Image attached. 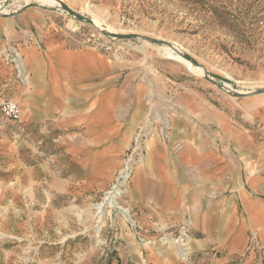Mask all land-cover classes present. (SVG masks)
Listing matches in <instances>:
<instances>
[{"label": "crops", "instance_id": "0c3cea01", "mask_svg": "<svg viewBox=\"0 0 264 264\" xmlns=\"http://www.w3.org/2000/svg\"><path fill=\"white\" fill-rule=\"evenodd\" d=\"M20 34L15 39L29 79L19 104L25 121L4 122L0 139L15 154L13 139L26 130V137L40 139L51 193L94 198L121 165L144 118L139 101L157 84L137 80L131 90L118 63L59 27L48 25L43 36ZM186 86L175 95L170 139L148 140L125 202L145 227L175 232L190 224L184 264H264V104L245 102L237 111V101L215 90ZM118 223L123 264H183L164 243L140 246Z\"/></svg>", "mask_w": 264, "mask_h": 264}, {"label": "rangeland", "instance_id": "374dc122", "mask_svg": "<svg viewBox=\"0 0 264 264\" xmlns=\"http://www.w3.org/2000/svg\"><path fill=\"white\" fill-rule=\"evenodd\" d=\"M64 1L118 33L171 43L204 65L213 79L231 87L221 88L208 81L202 68L167 43L111 37L96 24L63 10L56 0H0V5L6 4L0 22H8L10 29L0 27V125L10 122L22 126L25 121L22 106L18 120L2 110L5 100L21 104L29 81L15 39L21 31L43 36L48 25L59 27L74 41L96 47L118 63L130 76L131 90L137 80H153L158 89L149 92L145 100L140 99L145 113L131 146L115 175L108 178V186L94 198L74 192L63 196L51 193L53 178L43 175L40 139L26 137V130L19 129L17 141L13 139L15 154L9 153V145L0 139V264H123L125 260L116 254V247L124 244L119 219L140 246L164 243L184 264L191 253L190 224L184 222L175 232L158 225H141L125 202L128 185L146 156L148 140L155 136L164 142L170 139L175 95L186 85L215 90L230 104L237 101V111L245 102L264 104V93L252 98L233 95L264 87V0ZM164 125L170 127L168 137H164ZM113 191V196L117 194L114 203L105 200ZM100 202H104L103 218L97 213ZM184 242L186 246H182ZM186 247L188 254L184 256Z\"/></svg>", "mask_w": 264, "mask_h": 264}, {"label": "water", "instance_id": "95a60500", "mask_svg": "<svg viewBox=\"0 0 264 264\" xmlns=\"http://www.w3.org/2000/svg\"><path fill=\"white\" fill-rule=\"evenodd\" d=\"M61 3V8L65 11H67L68 13L78 17V18H81V19H85L87 21H89L90 23L92 24H95L94 20L92 18H89L85 15H83L82 13L74 10L73 8H71L68 4H66L65 2L63 1H60ZM6 5V4H5ZM108 34L111 36V37H114V38H120V39H130V38H140V39H145V40H149L151 42H154V43H167L171 48H173L176 52H178L179 54H181L182 56H184L185 58L191 60L187 55L183 54L179 49H177L174 45H172L171 43L169 42H166L165 40H160V39H155V38H152V37H149V36H146V35H139V34H123V33H118V32H108ZM191 62H193L195 65H199L201 66L203 69H204V73H205V78L216 84L217 86L221 87V88H228L226 87L223 83L219 82V81H216L215 79H213V77H211V75L208 73V70L207 68L204 66V65H200V64H197L195 61L191 60ZM260 93H264V87L263 88H260L258 90H255L254 92H251V93H242V92H234L233 95L234 96H238V97H242V96H251V95H256V94H260Z\"/></svg>", "mask_w": 264, "mask_h": 264}, {"label": "bare ground", "instance_id": "6f19581e", "mask_svg": "<svg viewBox=\"0 0 264 264\" xmlns=\"http://www.w3.org/2000/svg\"><path fill=\"white\" fill-rule=\"evenodd\" d=\"M58 3H59V7H61V3H60V1H63V2H65L64 0H56ZM3 7H5V4H2V5H0V14L1 15H3L4 13H2L1 12V10H2V8ZM93 19V18H92ZM94 20V22H95V24L97 25V26H99L100 27V30H105V31H107V32H116V31H114V29L112 28V27H110V26H108V25H104L103 23H101V22H99L98 20H95V19H93ZM178 53V52H177ZM20 55V54H19ZM181 55V54H180ZM182 56V55H181ZM184 57V56H183ZM185 58V57H184ZM187 59V58H186ZM187 60H189V59H187ZM190 62H191V60H189ZM191 63H193V62H191ZM194 64V63H193ZM195 65V64H194ZM195 66H197L198 68H202L201 66H199V65H195ZM202 70H203V73H204V69L202 68ZM204 75V74H203ZM223 84L226 86V87H231L230 85H228L227 83H225V82H223ZM237 92H242V91H237ZM118 191L120 192L121 191V189L119 188L118 189ZM113 193H115V191H113L112 193H111V195H109L107 198H105V200H107V201H112V203H114V198H117V194H116V196H113L114 194ZM97 208H98V214L99 215H101L100 217L101 218H103L104 217V215H103V213H104V210H102V207H103V205H104V202H100V203H97ZM112 205V204H111ZM126 210H128V209H126ZM127 214V213H126ZM99 231H100V226L99 227H97V229H96V232L97 233H99ZM174 242H176L175 240H174ZM186 244L187 243H183L182 244V246H186ZM185 251H188V247H186V248H183V255L185 256L186 254H188V252H185ZM182 255V254H181Z\"/></svg>", "mask_w": 264, "mask_h": 264}, {"label": "built area", "instance_id": "2783aa9c", "mask_svg": "<svg viewBox=\"0 0 264 264\" xmlns=\"http://www.w3.org/2000/svg\"><path fill=\"white\" fill-rule=\"evenodd\" d=\"M23 70L24 69H22V67H21L20 72L23 73ZM2 110L8 117H10L13 120H18L21 117V107L17 102H15L13 100H5L2 104ZM169 129H170V127L168 125H166L164 127V132H165L164 137H168L167 130H169ZM184 243H186V242H184Z\"/></svg>", "mask_w": 264, "mask_h": 264}]
</instances>
